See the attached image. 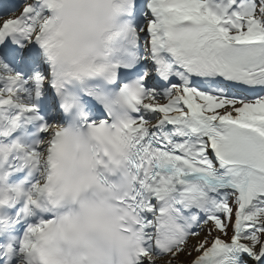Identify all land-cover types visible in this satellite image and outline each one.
<instances>
[{
	"label": "snow or ice",
	"instance_id": "6c2138e0",
	"mask_svg": "<svg viewBox=\"0 0 264 264\" xmlns=\"http://www.w3.org/2000/svg\"><path fill=\"white\" fill-rule=\"evenodd\" d=\"M0 264H264V0H0Z\"/></svg>",
	"mask_w": 264,
	"mask_h": 264
}]
</instances>
